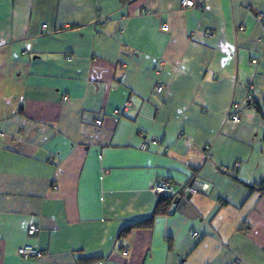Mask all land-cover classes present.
Returning <instances> with one entry per match:
<instances>
[{"label": "crops", "instance_id": "1", "mask_svg": "<svg viewBox=\"0 0 264 264\" xmlns=\"http://www.w3.org/2000/svg\"><path fill=\"white\" fill-rule=\"evenodd\" d=\"M180 2L0 0V264H264V0Z\"/></svg>", "mask_w": 264, "mask_h": 264}, {"label": "built area", "instance_id": "2", "mask_svg": "<svg viewBox=\"0 0 264 264\" xmlns=\"http://www.w3.org/2000/svg\"><path fill=\"white\" fill-rule=\"evenodd\" d=\"M181 8L185 9V8H190V9H200L203 5V0H181L180 2ZM256 20L257 22L260 24L261 29H262V35L260 37L259 42L264 43V12H260V13H256L255 14ZM43 28H45V26H42ZM163 31H166L167 27L166 25H163L161 28ZM204 37H211L212 33L210 32H204L203 33ZM69 59V58H68ZM253 64H255V61L252 62ZM163 86H158L156 88V90L158 92H160L162 90ZM251 91H252V86L248 85L247 86V95L248 98L251 97ZM63 101H68L67 97L63 98ZM131 107V105L127 102L122 106V111L125 112L127 110H129ZM114 113H118V112H114ZM229 120L233 123H236L239 121V118L236 114L231 113L229 115ZM96 125L100 124V121H96L95 122ZM3 135L0 134V137H2ZM139 137L143 139V142L140 144V149L141 150H146L148 143H150L151 145H156L157 142L156 140H146L145 138H143L142 134H139ZM208 147H206L207 150V157L208 156ZM53 162V160H51V163ZM207 189V187L205 185H202L200 188H198V186H192V187H185V186H178V188L176 186H174V184H172L169 181L166 180H158L153 188H152V193L157 195V196H165V197H171V196H175L177 193H179V191H182L186 194L189 195H195L197 193H203L205 192ZM38 233V227L34 224H29L28 228H27V235L30 237L35 236ZM193 237H196V233L193 232L192 233ZM122 256H126L127 251L126 249H124L121 252ZM17 255L22 259V260H37L38 258H40L41 256V251L38 250L36 247H33L31 245H24L20 248H18L17 250Z\"/></svg>", "mask_w": 264, "mask_h": 264}, {"label": "trees", "instance_id": "3", "mask_svg": "<svg viewBox=\"0 0 264 264\" xmlns=\"http://www.w3.org/2000/svg\"><path fill=\"white\" fill-rule=\"evenodd\" d=\"M258 190H264V186H260V187L258 188ZM167 198H168V197H167ZM169 203H170V201H166V205H168ZM166 205H164V207H165ZM164 207H163V208H164ZM164 210H165V209H162L161 211H158V212L161 213V212H164Z\"/></svg>", "mask_w": 264, "mask_h": 264}]
</instances>
